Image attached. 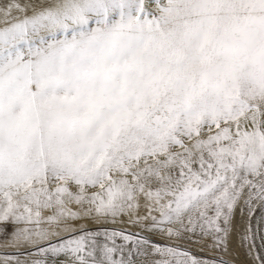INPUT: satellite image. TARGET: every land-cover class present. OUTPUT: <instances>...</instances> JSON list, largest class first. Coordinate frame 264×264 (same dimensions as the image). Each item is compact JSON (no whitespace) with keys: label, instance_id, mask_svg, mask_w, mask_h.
<instances>
[{"label":"snow or ice","instance_id":"1","mask_svg":"<svg viewBox=\"0 0 264 264\" xmlns=\"http://www.w3.org/2000/svg\"><path fill=\"white\" fill-rule=\"evenodd\" d=\"M239 221L264 264V0H0V264H234Z\"/></svg>","mask_w":264,"mask_h":264},{"label":"rangeland","instance_id":"2","mask_svg":"<svg viewBox=\"0 0 264 264\" xmlns=\"http://www.w3.org/2000/svg\"><path fill=\"white\" fill-rule=\"evenodd\" d=\"M259 215V211L257 210L256 214L253 217L252 224H253V230H255L256 226V220L255 216ZM239 217V211L237 210V218ZM244 222L239 221L237 224V230L234 231L233 238H232V249L236 253L235 256L229 255L225 257L229 260H234V264H251V258L247 254V242H244V244L241 243L240 240V229L244 227ZM10 230V229H9ZM264 225H261L260 232L255 236V244H256V250L259 252L262 250V245H264ZM193 254L198 256H203L204 258H210L213 253L209 252L208 250H200L197 246H190ZM21 255L20 253L15 252L11 248H0V258L3 257H10V256H16ZM21 258L23 256L21 255ZM63 259V257H61Z\"/></svg>","mask_w":264,"mask_h":264}]
</instances>
